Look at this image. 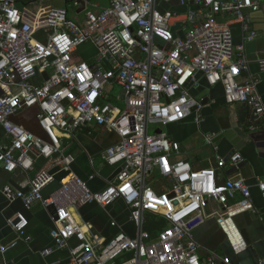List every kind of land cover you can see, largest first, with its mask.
I'll return each mask as SVG.
<instances>
[{
    "label": "built area",
    "instance_id": "obj_1",
    "mask_svg": "<svg viewBox=\"0 0 264 264\" xmlns=\"http://www.w3.org/2000/svg\"><path fill=\"white\" fill-rule=\"evenodd\" d=\"M172 1L186 12L159 9V4ZM73 4L84 8L81 22L70 18L65 7L52 6L44 36L38 38L23 19L19 0H0V127L5 138L0 142V161L6 172L33 171L16 187H2L7 203L52 206L49 234L55 249L69 251L68 264H200L201 251L207 264H232L228 257L202 246L193 232L214 217L233 250L246 246L235 217L259 213L252 204L251 186L241 179L217 178V170L226 163L239 168L242 155L234 151L228 157L217 156L215 166L195 170L177 158L180 145L166 130L151 127L189 117L202 123L204 104L192 91L220 84L224 102L245 104L264 128V102L256 78L248 74V80L237 81L241 72H248L244 48H234L230 22L217 20L220 15L239 21L244 39L251 41L256 33L247 13L258 10L259 2L108 0L99 10L90 0ZM85 45L93 48L92 62L76 57ZM260 67L264 70V61ZM114 85L121 89L116 99L122 107L107 100L106 88ZM31 106L37 107L35 119L44 137L12 121L13 115ZM91 125L116 135L99 156L102 163L121 167L97 191L73 172L75 157L60 142L63 137L76 139ZM204 139L217 149L212 135ZM38 159L44 164L35 168ZM56 172L62 174L60 185L45 197L42 192ZM98 176L93 170L87 180ZM255 187L264 204V175ZM117 199L126 206L134 234L113 220L117 232L105 240L77 212L92 203L106 211ZM207 201L216 204L213 211L206 210ZM149 214L167 222L156 234L146 228ZM8 225L16 238L0 242V264H10L7 251L19 240L30 239L22 213H15Z\"/></svg>",
    "mask_w": 264,
    "mask_h": 264
},
{
    "label": "crops",
    "instance_id": "obj_2",
    "mask_svg": "<svg viewBox=\"0 0 264 264\" xmlns=\"http://www.w3.org/2000/svg\"><path fill=\"white\" fill-rule=\"evenodd\" d=\"M55 1L47 0L38 3L19 0L22 17L35 28V36L38 38L44 36L46 14L51 7L50 4ZM59 1L61 3L59 7H65L70 18L77 22L83 20V6L77 8L74 6L73 0ZM90 1L94 10H99L108 4V0ZM257 1L259 2V9L247 13L249 27L256 33L251 41L244 39V32L239 21L220 15L217 16V20L230 22L233 46L235 49L243 46L244 54L248 60V72H241L237 81L244 82L248 80V74L256 78V88L264 102V70L260 67V60L264 61V0ZM161 6L170 7L174 11L185 8L180 7L176 1L163 3ZM81 51L85 53H79ZM93 53L92 46L85 45L80 47L76 57L92 62ZM192 92L197 99H207L201 110L204 117L202 123L197 125L189 117L180 123L159 127L152 126L151 130L157 128L165 130L168 127L166 132L180 145V153L177 158L187 160L195 170L215 166L217 156L228 157L234 151H238L242 155L244 160L239 168L226 163L221 169L217 170V178L219 181L241 179L251 186L252 204L259 210V213L248 211L235 217V223L244 238L246 246L239 250H233L219 230L214 217H210L205 223L197 227L193 234L202 246L214 251L221 257H228L232 264H258L259 260L264 259V204L255 184L264 175V128L255 120V117L252 118L245 104H226L222 97L220 84L210 88L203 85ZM120 95L121 93L117 96ZM116 97L115 101H119ZM36 112V106L28 107L13 115L12 121L22 125L32 133L44 137V133L38 127L35 119ZM223 117L229 119L233 135L239 137V148H235L226 137L217 138L214 142L216 150L212 144L205 141L204 136L206 134L212 135L214 139L222 133L218 121ZM116 140L117 137L114 133L91 125L88 129L78 132L76 139L63 137L60 142L64 151L75 157L72 164L73 172L87 181L89 189L97 191L104 187L105 181L109 180L115 170L113 166L102 163L99 156L100 152ZM4 141L3 131L0 129V142ZM43 164V159H38L35 168ZM93 170L97 171L99 176L88 181V175ZM32 175L33 171L29 173H23L20 170L6 172L0 161V242L8 244L16 238L14 230L8 225V220L17 212L22 213L26 218L27 226L25 230L30 237L28 241L19 240L17 245L7 251L6 258L10 264H68L69 251L67 249H55L49 234L53 226L51 220L52 210L43 207L40 203H34L31 207H26L20 200L7 203L1 193L3 186L16 187L21 181ZM61 177L62 174L56 172L54 181L43 190V196L47 197L60 185ZM150 181L154 183L153 177L150 178ZM205 208L208 211H213L216 204L207 201ZM77 214L83 221L91 224L93 231L105 240L110 239L117 232V229L111 226L113 220L121 224L126 233L129 235L134 234V226L128 219L125 204L120 199L112 203L106 211L99 205L92 203L80 207ZM74 243V239H71L70 244ZM46 248H51L52 251L44 256L41 251ZM205 256V252L201 251L200 264H207Z\"/></svg>",
    "mask_w": 264,
    "mask_h": 264
},
{
    "label": "water",
    "instance_id": "obj_3",
    "mask_svg": "<svg viewBox=\"0 0 264 264\" xmlns=\"http://www.w3.org/2000/svg\"><path fill=\"white\" fill-rule=\"evenodd\" d=\"M201 102L203 104H205L207 102V99H203L201 100ZM255 116L252 115V118H254ZM220 128L222 129V133L217 135L214 139L213 142H216L217 138H221V137H226L227 139H229L231 141V144L235 147V148H239V142L240 139L237 136L233 135V131L231 129V124L229 122V119L226 117H223L221 119H219L218 121ZM0 129L2 130V128L0 127ZM3 131V130H2ZM121 167H118L117 169L114 170V172L112 173V175L110 176L109 180H112L114 178V176L120 171ZM173 195H170V197ZM49 209L52 210V215L55 214V210L52 206L48 207ZM17 222V220L15 221Z\"/></svg>",
    "mask_w": 264,
    "mask_h": 264
},
{
    "label": "rangeland",
    "instance_id": "obj_4",
    "mask_svg": "<svg viewBox=\"0 0 264 264\" xmlns=\"http://www.w3.org/2000/svg\"><path fill=\"white\" fill-rule=\"evenodd\" d=\"M50 5H51V7L52 6H60L61 3H60L59 0H56L54 3H51ZM159 9L162 10V11H164V10H173L170 7H168V8L163 7V6H161V4H159ZM176 12H178V13L186 12V8L176 9ZM80 53H83V51H81ZM85 56H88V55H85ZM106 92L108 94L107 95V100L108 101H111L114 104L118 105L119 107H122L123 104H122V101L121 100L120 101H115V97L121 93V89H120L119 86L114 85V87H112V88L110 86H108L106 88ZM165 130L168 131V127H166ZM147 218H148V215L146 216V219Z\"/></svg>",
    "mask_w": 264,
    "mask_h": 264
},
{
    "label": "trees",
    "instance_id": "obj_5",
    "mask_svg": "<svg viewBox=\"0 0 264 264\" xmlns=\"http://www.w3.org/2000/svg\"><path fill=\"white\" fill-rule=\"evenodd\" d=\"M152 184L156 186L157 183H152ZM159 189L160 188H157V190ZM166 223L167 222L165 219L153 214H149L146 222V228L149 231H151L153 234H156L160 229H162L166 225Z\"/></svg>",
    "mask_w": 264,
    "mask_h": 264
}]
</instances>
